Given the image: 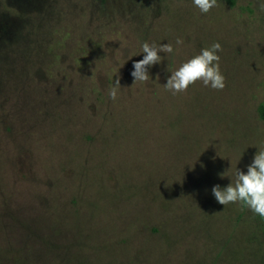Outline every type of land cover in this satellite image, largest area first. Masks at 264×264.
<instances>
[{
	"label": "rangeland",
	"instance_id": "1",
	"mask_svg": "<svg viewBox=\"0 0 264 264\" xmlns=\"http://www.w3.org/2000/svg\"><path fill=\"white\" fill-rule=\"evenodd\" d=\"M178 36L134 84L140 42ZM214 41L223 89L162 86ZM262 103L257 0H0L2 264H264V218L211 193L264 147Z\"/></svg>",
	"mask_w": 264,
	"mask_h": 264
},
{
	"label": "clouds",
	"instance_id": "2",
	"mask_svg": "<svg viewBox=\"0 0 264 264\" xmlns=\"http://www.w3.org/2000/svg\"><path fill=\"white\" fill-rule=\"evenodd\" d=\"M192 5L200 13L207 14L216 6L217 0H191ZM258 7L264 10V0H257ZM184 45L182 37H176L175 42L156 44L148 41L140 42L142 58L132 61L130 75L136 82H145L150 79L149 68L161 63L165 54H174ZM222 45L218 41L203 47L174 69L167 67L166 82L162 85L172 95L186 91L197 81L211 89L220 90L225 87V76L220 67L219 51ZM161 53H164L162 56ZM141 55V54H140ZM122 86L119 76L110 83L107 96L115 102L120 95ZM231 168L217 173L221 178L229 176L230 183L225 186L214 184L211 193L215 200L222 205L236 203L247 207L255 215L264 218V147L258 146V151L246 165V171L236 167L234 177L230 176Z\"/></svg>",
	"mask_w": 264,
	"mask_h": 264
},
{
	"label": "trees",
	"instance_id": "3",
	"mask_svg": "<svg viewBox=\"0 0 264 264\" xmlns=\"http://www.w3.org/2000/svg\"><path fill=\"white\" fill-rule=\"evenodd\" d=\"M228 2L233 5L235 0H228ZM258 112H259L260 119L264 122V103L260 104V106L258 108ZM7 254L10 256L12 255L11 252L6 251L5 249L0 247V264H2L3 257ZM18 259H19V256H17L15 264H30V263H26L24 259H22V260H18Z\"/></svg>",
	"mask_w": 264,
	"mask_h": 264
}]
</instances>
